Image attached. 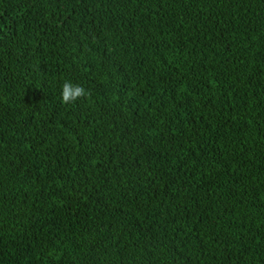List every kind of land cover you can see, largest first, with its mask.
<instances>
[{
	"label": "trees",
	"instance_id": "16d2710c",
	"mask_svg": "<svg viewBox=\"0 0 264 264\" xmlns=\"http://www.w3.org/2000/svg\"><path fill=\"white\" fill-rule=\"evenodd\" d=\"M0 264H264V0H0Z\"/></svg>",
	"mask_w": 264,
	"mask_h": 264
},
{
	"label": "clouds",
	"instance_id": "9594fccd",
	"mask_svg": "<svg viewBox=\"0 0 264 264\" xmlns=\"http://www.w3.org/2000/svg\"><path fill=\"white\" fill-rule=\"evenodd\" d=\"M90 95V90L71 79L64 80L60 85L59 99L64 106L74 105L82 99L86 100Z\"/></svg>",
	"mask_w": 264,
	"mask_h": 264
}]
</instances>
